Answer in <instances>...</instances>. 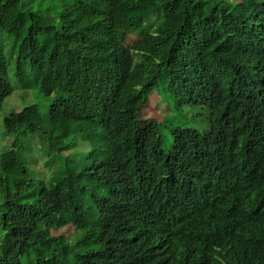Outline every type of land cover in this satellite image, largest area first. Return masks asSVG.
I'll list each match as a JSON object with an SVG mask.
<instances>
[{
    "label": "trees",
    "instance_id": "obj_1",
    "mask_svg": "<svg viewBox=\"0 0 264 264\" xmlns=\"http://www.w3.org/2000/svg\"><path fill=\"white\" fill-rule=\"evenodd\" d=\"M21 1L27 0H0V95L13 90L6 74L14 64L23 75L17 79L20 89L38 88L58 98L47 118L41 116L39 105L27 104L9 127L17 134L39 133L49 141L48 152L54 157L66 140L84 142V150L68 156L84 164L55 158L61 171L51 178L57 186L73 180L68 186L83 202L62 205L67 208L61 212L51 200L53 188L43 185L37 189L43 206L33 217L20 197L4 191L0 178V228L4 230L0 264L8 259L18 264L13 252L31 246L29 264H67L69 259L74 264H101L103 255L87 253L101 245L112 247L115 260L139 256L140 264H264V219L251 224L237 221L245 212L252 214L249 197L264 202V169L259 154L245 152L237 141L231 142V150L202 141L194 163L159 160L155 172L162 185L139 202L118 197L115 186L104 192L101 185L112 182L132 158L159 147L158 125L153 123L151 143L139 137L143 127L154 121L141 116L159 85L179 101L207 104L222 118L243 117L264 126V3L250 0L235 7L223 1L207 14L205 0H102L114 27L93 31L84 12L87 0H67L63 5L54 0L44 5L41 0L43 4L31 3L32 9L27 10ZM152 12L162 16L156 35L141 25ZM118 28L131 29L141 37L134 46L139 58L135 63L129 60L127 48L114 43ZM49 34L50 46L60 47L66 63L56 65L47 49L42 80L30 63L35 57L30 43H47ZM7 38L16 47L14 60L4 52ZM75 80H90V85L76 89L71 83L77 86L74 82L84 81ZM71 148L72 144L67 147ZM257 151L264 152V142ZM191 166L206 169L217 193V207L186 201L170 211V203L181 202L171 183ZM0 167L9 171L1 159ZM157 213L167 226L169 252L164 259L142 231L143 221ZM65 222L87 224L96 236L74 247L50 239L46 230Z\"/></svg>",
    "mask_w": 264,
    "mask_h": 264
},
{
    "label": "clouds",
    "instance_id": "obj_2",
    "mask_svg": "<svg viewBox=\"0 0 264 264\" xmlns=\"http://www.w3.org/2000/svg\"><path fill=\"white\" fill-rule=\"evenodd\" d=\"M208 3L209 10L207 14L212 12L214 8L219 6V4H222L221 2H227L231 5H244L250 2V0H239L238 2H233L232 0L226 1V0H219L216 2H211L209 0H205ZM258 1V0H257ZM262 2V1H258ZM264 3V2H262ZM70 5V4H68ZM70 5V7H72ZM85 17L88 23V29L93 31H100L102 29H111L113 28L114 24L110 23L108 21V11L107 8L102 0H87L86 7L84 8ZM162 16L160 13H150L147 17L145 23H141L142 26L149 28L151 31V34H155L159 27L161 26ZM128 28V27H126ZM127 29H117L115 35H114V43H118L121 46L127 48L129 50L128 57L129 60L132 59V62L135 63L139 60L137 56V51L134 50V46L136 45L137 41L141 39L139 36L137 40L133 43V45H128L125 42L122 41V32ZM78 32V31H76ZM52 35V33H50ZM49 34V37H50ZM83 35V33L81 34ZM156 35V34H155ZM32 46L31 53L35 56L33 62H30L33 67L35 68V73L38 78L43 80V76L41 75V67L44 60V53L47 51V49H50L49 56L51 58V61L54 63L60 64L62 60L65 61L66 54L63 52L59 56V61L55 60L53 52L51 50V47L49 46L48 42L45 46V48L41 49L42 52V59L39 60L40 51L38 53L35 52V46L34 44L30 43ZM66 63V61H65ZM67 65V64H66ZM19 77H23L22 74L17 70V68H13V81L11 82L8 78V71L6 74V80L8 83L12 86L13 90L9 94H2L0 95V116L2 113L3 105L4 103L12 97V95L17 91V94L11 99L13 103L16 102V99H20V97L25 96L28 94L29 91L37 89L39 92L40 90L38 88H33L30 90H22L18 87L17 79ZM75 81H84V82H74L76 85L71 83L73 87L76 89L85 88L88 85H90V80H75ZM43 91V88H42ZM42 93V92H41ZM42 95H44L42 93ZM46 97H50L52 99L51 103L48 106L47 114L41 116L43 118H47L49 107L52 104L53 100L58 97H54V94H50L49 96L44 95ZM173 98L181 105H192V106H199V107H205L208 109L209 112V130L204 133L200 134L195 130L191 129H180V128H172L171 129V135H172V146L171 149L168 152H164L162 150V141L160 140V145L158 148H154L153 150H146L143 154L132 158L129 160L126 166L119 169V172L117 173L116 178L112 182H106L102 181V190L104 192H107L112 186H115L114 189L115 194L118 197H123L124 199L131 201V202H139L144 197L149 196L157 187L161 186V179H158L157 174L155 172V166L158 163L159 160H162L163 163H175L179 161L180 159H186L190 163H194L197 160V157L200 155V143L202 141H211L213 143H219L223 149L231 150V142L237 141L239 143V146L244 149L245 152L254 155L259 154V159L262 162L260 165L264 169V152L260 153L257 151V148L264 142V126L256 125L249 121L247 118H222L221 116L213 113L210 106L207 104H199L194 101H189L187 99V102L179 101L177 96L174 94ZM153 100V99H152ZM152 100L149 102V105H151ZM154 108L148 112L147 108L143 109V113L141 116V119L144 120H151V118H154L153 122H150L146 124L143 127L142 133L139 135L140 140H146L148 143H151L154 138V126L153 123L157 126V135L159 136V122L158 119H156V116L159 112L157 101L155 100V104L152 105ZM23 109V108H22ZM22 109L10 111L8 113H5L2 117V126H3V133L5 138L8 135L14 134L17 137H19L18 142L21 141L23 137H25L27 134L20 133L17 134L15 132V129L10 128L9 126L13 125L16 122V118H19V113ZM186 132L184 135L176 136L177 134ZM219 134H215V133ZM50 130L46 129V135H49ZM191 133L188 141H184L185 137H187ZM32 135L39 133H30ZM209 138V139H208ZM16 139L13 141V143L8 144L6 141L0 142V159L9 171L5 170L3 167H0V178L3 180L2 183L4 184V191H7V193H11V189L9 187V182L13 179L14 173L18 171L19 175H26L25 168L23 167L21 163V157L19 154V145L17 143L16 146H14V143L16 142ZM161 139V137H160ZM214 141H212V140ZM72 144L71 149H67L68 146ZM95 146V145H94ZM49 147V141L47 142V149ZM86 148V145L81 140H71L70 142L65 141V143L61 147L60 152H54L57 157H62L67 160L69 163H80L83 165L84 163L81 161L80 158H68L72 153L77 152L78 150H84ZM50 149V148H49ZM116 151V149L112 148V153ZM15 153L18 157L19 163H17V160L15 156L12 154ZM236 157L232 158L231 161H234ZM62 160V159H61ZM47 162V160L45 161ZM134 168V170H132ZM11 169V170H10ZM263 171V170H262ZM264 172V171H263ZM91 173V172H89ZM6 174L8 177V180H6ZM247 176V175H246ZM84 181V180H83ZM51 186L50 188H53V190L50 192L51 200L53 203H55L56 207L61 211L65 212L66 208L73 202L79 204V202H83L78 194H73L71 189L68 185L73 183V180H69L67 185H60L57 186L56 182L51 179ZM246 183L247 179H246ZM23 181H16L14 183V188H16L17 191H19L22 188ZM43 183H40L39 187H42ZM172 191L180 195L181 202L180 203H170L169 204V210L172 211L175 210L177 206L180 204H183V202H188L189 204H202L205 206H212L217 207V193L214 191L211 180L209 178V175L206 173V169L201 166H191L187 168L185 172H183L180 176L175 178V180L171 183ZM36 188L31 194L27 196V199L21 204H24L25 210H28L30 207V213L33 215V217L36 215L38 211L42 208L43 204L41 202V198L37 193ZM257 195L261 194L260 191H257ZM14 195V194H13ZM21 199V197H20ZM67 207H62V205H66ZM248 204L252 206V214L245 212L244 215H242V218H238L237 221L251 224V223H259L261 220L264 219V202L261 201H254L253 198L249 197ZM59 206V207H58ZM91 208L95 209L96 205H90ZM237 209L234 208V215L236 218ZM63 226L57 227L55 225L48 228L46 232L48 233V236L50 239H61L64 241L66 245H69L70 247H74L77 243H79L81 240L91 239L96 236L94 230L92 227H90L87 224H84L82 222H65L62 224ZM68 226L62 234H59V232H54L56 230H59L61 228H64ZM166 224L161 219L160 213H157L148 219H145L143 221L142 231L143 235L146 239H148L151 244L154 246V250L159 253V257L166 258L168 254L167 246H166ZM42 229H45V227H42ZM82 232L81 237L75 241L74 243L70 244L67 242L66 237H69L72 234H75L76 232ZM208 237H204L203 239H207ZM214 239V237H213ZM214 248H216V244L214 245ZM33 251V246L27 248V249H20L17 248L13 252V256L16 257L17 263L22 264L23 259L26 260V264H29L30 261H28V256ZM87 253H93V254H101L103 255L101 264H140L141 260L140 257H136L134 259H117L115 260V252L112 249L111 246H107V248L103 249L101 246H92L89 248V251ZM71 257V256H70ZM95 258L96 256H91ZM3 264H13L12 259L7 260Z\"/></svg>",
    "mask_w": 264,
    "mask_h": 264
},
{
    "label": "rangeland",
    "instance_id": "obj_3",
    "mask_svg": "<svg viewBox=\"0 0 264 264\" xmlns=\"http://www.w3.org/2000/svg\"><path fill=\"white\" fill-rule=\"evenodd\" d=\"M38 1L41 0H27L21 1L23 10L32 9V6L35 5ZM44 5L49 4L51 0H42ZM56 5H59V2L65 4L67 0H54ZM70 1V0H68ZM212 3L219 0H209ZM229 1V0H226ZM233 2H238L239 0H232ZM264 2V0H258ZM42 3V2H41ZM43 4V3H42ZM51 36V35H50ZM138 36L127 29L122 32V41L128 45H133L137 40ZM50 37L48 44L50 43ZM35 52L38 53L41 49L45 48L46 43H41L35 40L34 42ZM50 46V44H49ZM53 52L55 60L59 61V56L62 53V50L59 46L54 45L50 46ZM14 41L11 38L6 39L4 45V52L8 56H12V60L15 58ZM42 52L40 51L39 60L42 59ZM13 68L14 64L9 65L8 69V78L11 82L13 81ZM17 94V91L8 99L2 109L0 116V142L6 141V143L11 144L16 139L14 134L8 135L6 138L3 133L2 126V117L5 113L10 111L22 109L27 104H37L39 105L40 112L43 116L47 114V109L52 99L42 95L37 89L31 90L27 95L16 99V102L13 103L11 99ZM153 99V100H152ZM152 100L151 105L148 104L147 111L152 110L157 101L159 112L156 116L159 122V136L162 141V150L168 152L172 146V128L180 129H191L195 130L200 134H204L209 130V112L205 107L192 106V105H181L170 94L167 90H164L161 85L155 87L151 94L149 95V102ZM19 145V154L21 157V163L25 168L26 175H19L18 171L14 173L13 179L9 182V187L11 193L16 197H21L20 201L23 202L27 199V196L31 194L36 188H38L40 183L50 187L52 182L51 178L56 176L61 171V166L57 160H61L62 157H58L57 160L52 154H49L47 149V142L42 138L41 135L28 134L18 142ZM47 160V162H45ZM16 181H23L22 188L17 191L14 188V183ZM3 202V191L0 188V204ZM68 226L56 230L54 232H59L62 234ZM4 230L0 228V238ZM82 235V232L78 231L75 234L66 237L67 242L72 244L77 241ZM22 264H26V260L23 259ZM67 264H74L70 259L67 261Z\"/></svg>",
    "mask_w": 264,
    "mask_h": 264
}]
</instances>
